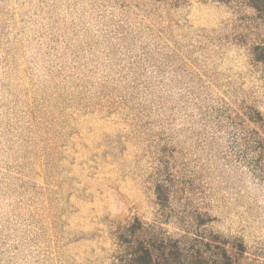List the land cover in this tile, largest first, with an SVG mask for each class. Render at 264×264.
<instances>
[{
  "label": "rangeland",
  "instance_id": "obj_1",
  "mask_svg": "<svg viewBox=\"0 0 264 264\" xmlns=\"http://www.w3.org/2000/svg\"><path fill=\"white\" fill-rule=\"evenodd\" d=\"M128 1L0 0V264H116L139 228L264 264V169L216 125L264 124V26Z\"/></svg>",
  "mask_w": 264,
  "mask_h": 264
},
{
  "label": "trees",
  "instance_id": "obj_2",
  "mask_svg": "<svg viewBox=\"0 0 264 264\" xmlns=\"http://www.w3.org/2000/svg\"><path fill=\"white\" fill-rule=\"evenodd\" d=\"M138 8H140V0ZM185 0H143L142 4L146 9L145 13L152 12L151 6L154 3L173 2L175 6L184 4ZM225 4L235 3L238 7L250 9L257 20V23L264 26V0H214ZM112 3V0H106ZM128 7L130 2L127 0ZM142 8V6H141ZM140 8V9H141ZM151 8V9H149ZM124 28V26H120ZM119 30V29H118ZM252 56L257 62L264 64V43L263 45L253 44ZM105 86V85H104ZM123 96L126 103L132 102L134 98L128 91ZM130 98H127V97ZM132 97V98H131ZM247 115L248 121L254 124H235V119L227 118L228 124H216L221 131L224 129L229 147L227 155H238L245 158L250 167L261 166L264 169V124L259 123L261 115L257 110H251ZM254 125H259L257 129ZM221 128V129H220ZM161 188V187H160ZM159 191V190H158ZM165 201V199H164ZM239 251L242 246H238ZM229 247V242L213 236L208 240L195 236L191 241H180L177 239H166L158 235H150L143 232V228L131 232V238H119V254L116 264H242L239 253Z\"/></svg>",
  "mask_w": 264,
  "mask_h": 264
}]
</instances>
